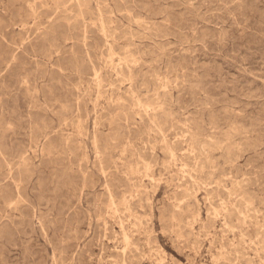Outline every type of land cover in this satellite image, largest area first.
Segmentation results:
<instances>
[{
    "label": "rangeland",
    "instance_id": "rangeland-1",
    "mask_svg": "<svg viewBox=\"0 0 264 264\" xmlns=\"http://www.w3.org/2000/svg\"><path fill=\"white\" fill-rule=\"evenodd\" d=\"M0 264H264V0H0Z\"/></svg>",
    "mask_w": 264,
    "mask_h": 264
}]
</instances>
